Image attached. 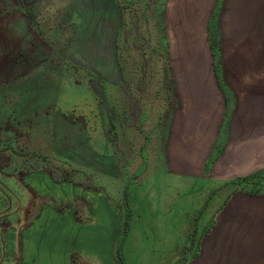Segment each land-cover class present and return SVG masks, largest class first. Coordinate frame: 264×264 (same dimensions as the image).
Listing matches in <instances>:
<instances>
[{
  "label": "rangeland",
  "instance_id": "1",
  "mask_svg": "<svg viewBox=\"0 0 264 264\" xmlns=\"http://www.w3.org/2000/svg\"><path fill=\"white\" fill-rule=\"evenodd\" d=\"M171 2L0 0V264H189L212 196L264 193L166 170Z\"/></svg>",
  "mask_w": 264,
  "mask_h": 264
},
{
  "label": "crops",
  "instance_id": "2",
  "mask_svg": "<svg viewBox=\"0 0 264 264\" xmlns=\"http://www.w3.org/2000/svg\"><path fill=\"white\" fill-rule=\"evenodd\" d=\"M179 2L163 13L173 92L160 125L165 167L175 183L176 172H214L208 180L223 186L264 170V0ZM210 202L224 204L189 264H264V193Z\"/></svg>",
  "mask_w": 264,
  "mask_h": 264
}]
</instances>
